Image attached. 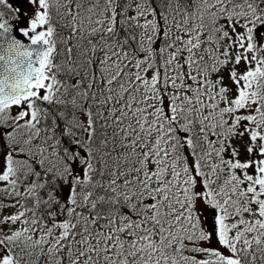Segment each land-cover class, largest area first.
Segmentation results:
<instances>
[{
  "label": "snow or ice",
  "instance_id": "obj_1",
  "mask_svg": "<svg viewBox=\"0 0 264 264\" xmlns=\"http://www.w3.org/2000/svg\"><path fill=\"white\" fill-rule=\"evenodd\" d=\"M0 264H264V0H0Z\"/></svg>",
  "mask_w": 264,
  "mask_h": 264
}]
</instances>
